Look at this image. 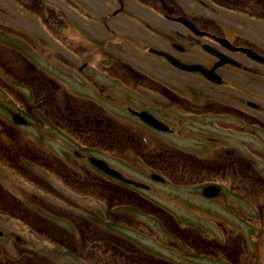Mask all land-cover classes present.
<instances>
[{
  "label": "flooded vegetation",
  "instance_id": "af4514ba",
  "mask_svg": "<svg viewBox=\"0 0 264 264\" xmlns=\"http://www.w3.org/2000/svg\"><path fill=\"white\" fill-rule=\"evenodd\" d=\"M68 1L0 17V264H264V0Z\"/></svg>",
  "mask_w": 264,
  "mask_h": 264
},
{
  "label": "rangeland",
  "instance_id": "374dc122",
  "mask_svg": "<svg viewBox=\"0 0 264 264\" xmlns=\"http://www.w3.org/2000/svg\"><path fill=\"white\" fill-rule=\"evenodd\" d=\"M61 0H0V15L3 14V24L14 27V25H18L20 29H22L24 32L27 30L35 32L38 34H43V29L40 27L39 24H37V21L35 19H27L24 18L21 15H24L25 12L21 10L19 6H17L15 3L20 4L22 8L25 7L27 9L31 10H39V12H44V2H47L51 4L52 6L57 7L58 9L62 10L66 16L71 20L73 19V12L70 11L68 7L63 5L64 3L60 2ZM81 3H84L89 8L94 7H101L103 0H79ZM29 23V24H27ZM249 37L253 41L258 42L260 46L264 47V23L259 24H253L252 28L249 30ZM258 71L261 73V76L259 75L256 79L260 86H250V89H264V69L258 68Z\"/></svg>",
  "mask_w": 264,
  "mask_h": 264
},
{
  "label": "water",
  "instance_id": "95a60500",
  "mask_svg": "<svg viewBox=\"0 0 264 264\" xmlns=\"http://www.w3.org/2000/svg\"><path fill=\"white\" fill-rule=\"evenodd\" d=\"M255 57H257V56H255ZM260 61H262L263 63H264V59H262V58H260V57H257ZM221 64V63H220ZM184 69L185 70H190V71H195V70H200L204 75H205V77L206 78H208L209 80H213L212 78H213V76L211 75V73H209V72H207L205 69H203L202 67H198V66H185L184 67ZM99 167H101L102 169H104L105 171H107V172H109V173H111V174H117V173H115V171L114 170H109V169H105L104 167H103V163H100V164H97ZM105 166V165H104ZM106 167V166H105ZM107 168V167H106ZM118 175V174H117Z\"/></svg>",
  "mask_w": 264,
  "mask_h": 264
}]
</instances>
